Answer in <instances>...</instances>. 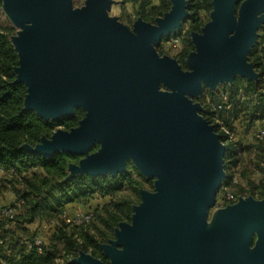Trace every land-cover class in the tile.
<instances>
[{
    "label": "water",
    "instance_id": "obj_1",
    "mask_svg": "<svg viewBox=\"0 0 264 264\" xmlns=\"http://www.w3.org/2000/svg\"><path fill=\"white\" fill-rule=\"evenodd\" d=\"M8 1L12 24L29 25L23 41L12 42L17 80L28 87L26 108L48 119L88 108L75 134L57 129L30 150L82 155L70 177L115 175L128 156L146 176L163 175L156 194L141 192L138 217L119 235L122 249L106 252L111 264H264V236L247 253L252 231L264 225V205L239 204L229 235L201 231L224 179L225 146L193 101L203 83L214 89L236 75L259 80L248 54L264 24V0H213L214 22L199 35L187 70L155 46L187 20L188 0H171L153 23L137 18L132 27L109 15L114 0H89L77 10L67 0ZM95 139L104 152L95 162L83 159ZM73 261L98 263L82 251Z\"/></svg>",
    "mask_w": 264,
    "mask_h": 264
},
{
    "label": "trees",
    "instance_id": "obj_2",
    "mask_svg": "<svg viewBox=\"0 0 264 264\" xmlns=\"http://www.w3.org/2000/svg\"><path fill=\"white\" fill-rule=\"evenodd\" d=\"M126 1H140L134 16L151 23L171 8V0ZM188 1V24H183L172 36L163 37L159 44L161 46L173 37L182 38L183 48L177 56L182 68H187L185 59L195 48L191 33L201 30L213 8V0ZM121 19L131 26L133 19L130 15L124 13ZM13 33L14 28L0 17V169L4 171L2 181L5 183V186H0V196L8 187L24 200V210L18 217V228L25 234L29 227L35 225L32 236L43 228L46 246L42 253L26 251L19 240L12 239L9 242L12 250L10 257L17 259L16 264H80L73 259L80 251H85L109 264L101 244L113 237L115 228L121 222H130L133 205L141 199V189L153 190L154 178L144 175L134 164H128L124 171L115 175L84 172L70 177L69 166L78 164L82 155L64 151L44 155L30 150L40 144L43 138H50L57 129L69 130L77 126L85 111L77 108L70 116L48 119L26 108L28 87L25 82L17 80L19 55L11 41ZM259 34L255 46L248 54V60L253 63L260 78L257 82L240 79L235 82V87H243L246 95L252 99L255 96V101L248 103L250 110L245 114L251 119H264V91L260 90L264 78V26L259 29ZM220 113L223 118L224 113ZM203 115L212 121L215 114L208 110ZM230 157L231 149L228 147L223 154L226 169ZM226 183L227 180L222 185ZM252 185L259 189L263 197L264 184ZM97 198H108V201L91 206L90 202ZM69 204L72 207L86 206V211L93 213L92 218L79 224L72 220L66 222L61 214ZM52 218L57 221V225L50 232L47 221ZM0 251L4 252L3 245H0Z\"/></svg>",
    "mask_w": 264,
    "mask_h": 264
},
{
    "label": "rangeland",
    "instance_id": "obj_3",
    "mask_svg": "<svg viewBox=\"0 0 264 264\" xmlns=\"http://www.w3.org/2000/svg\"><path fill=\"white\" fill-rule=\"evenodd\" d=\"M67 1H68L69 10H77V9L85 8L88 6V2H89V0H67ZM9 4L10 3L8 0H0V17L4 23L9 22V24L14 28V33L11 36V40L15 45H18L23 41L27 31V27L29 25L25 22H20V21H18L17 25L12 24V22L8 19L5 12V8L8 7ZM237 9L239 10V8ZM111 13L114 15H119L118 8L116 6L113 7ZM236 14L238 16V11L236 12ZM188 22L189 21L187 18V20L182 22V25L183 24L187 25ZM212 22H214V16L211 13H209L206 22L201 27V30L194 31L191 33V41L193 42L195 48L189 52V54L185 59V62L189 58V55L191 53H196V49H197L196 44H198L199 35H201L204 29ZM178 30H176L175 32H177ZM174 33H171V35H169L168 37L172 36ZM175 38L176 37H173L172 39L164 41L161 44V46H159V44L162 41L161 40L160 43L155 46L156 51L158 52L160 57L174 58L178 61L177 56L178 53L183 48V43L181 37H178V41L176 42L173 41V39ZM182 69L187 70L189 69V66L187 65V68H182ZM238 79L247 81V79H245L244 77L240 75H236L233 79H226L225 81H222V83H218L217 87L214 89L208 87V83H203V87L200 94L198 96L193 97V101L203 107V110L201 111L202 115L205 114V112H208V110L210 111V109H208V100H216L217 95L218 93L221 92V90L228 92L229 100L231 98L230 101L231 103L233 104L236 103L234 104L236 107H233L231 111L232 116L230 115V119H225L224 116L223 118H221L220 117V115H222L221 113L219 114L214 113L218 119L221 118L224 122L225 128L222 129L221 125L218 124V128H216L217 130L215 131L220 135V139L222 144L225 146V150L228 147H230L231 157L228 164V169L223 167L224 179L222 180L217 190L215 200L211 203V205L208 208L207 214L204 219V224L201 228L202 232H211L221 236L229 235L231 233L233 221H234L233 210L239 204L249 199L251 202H256L260 206L264 205V196L262 197L259 193L260 192L259 189L257 187L254 188L252 185L253 183L255 185H258L260 183L264 184V139H260L256 137L251 138L248 135V129L250 127H258L260 125L264 126V119L261 118L251 119L250 116H245V114H247V112L250 110V108L248 107L250 105L248 103L254 102L255 96L254 99H252L251 97L245 94L243 87H241L240 85L238 87H235V82ZM251 81L257 82L255 80H251ZM161 89L165 90L166 88L164 86H161ZM260 90L264 91V78ZM81 109L85 111V114L88 113L87 107H81ZM79 127L80 126L78 124L77 126L69 130H64V129L62 130H64L66 134L73 135L79 129ZM230 135H233V137H230ZM260 141H263V143H260ZM103 152H104L103 145L98 141V139H95L91 144L90 149L84 151L83 159H87V160L89 159L90 161L95 162L97 157L100 156ZM126 163L127 165L134 164L135 167L139 169L144 175H148L146 170L132 156L127 157ZM153 178H154L153 190H148L147 188H143L141 189L142 193L153 195L158 192L159 185L160 182L162 181L163 175L161 173H157ZM226 180L227 183L222 185V183ZM226 192L231 193L232 197L229 199L225 198L224 196ZM107 201L108 198L105 199L97 198L92 200L90 202V205L98 206L104 204ZM143 201L144 200L141 194V199L139 200V202L133 205V212L131 215L130 222H121L119 226L115 228L113 237L101 244L103 252L108 257L109 264H111V259L106 254V252L112 254L113 252L120 251L122 249L119 235L120 233H123L125 227H127L128 225L129 226L133 225V220L134 218L136 219L138 217L139 211L143 205ZM81 210L86 211V206L78 205L69 208L66 210L68 217L67 218L62 217V219L65 220L66 222H69L70 220H72L74 214ZM69 213L72 214L69 215ZM34 228H36L35 225H33V227H29V230L25 232V235L32 236L33 231L35 230ZM263 236H264V225H260L257 229L252 231L251 236L248 238V247H247L248 254H254L256 252V250L258 249L261 243ZM82 253L83 256H87L98 262V263H90V264H105L100 258L95 256L91 252L82 251ZM77 257H79V254Z\"/></svg>",
    "mask_w": 264,
    "mask_h": 264
},
{
    "label": "built area",
    "instance_id": "obj_4",
    "mask_svg": "<svg viewBox=\"0 0 264 264\" xmlns=\"http://www.w3.org/2000/svg\"><path fill=\"white\" fill-rule=\"evenodd\" d=\"M149 1V0H144ZM178 41V38L173 39ZM233 103L229 100V94L227 91L221 90L217 95L216 100H208V109L213 113H224L225 119H230L231 111L233 109ZM232 116V115H231ZM214 127L216 124H220L221 128L224 127V122L221 118H217L216 121H209ZM248 135L251 138L264 139V126L250 127L248 129ZM230 137H232L230 135ZM0 172L4 174V171L0 169ZM15 174L14 170L10 171ZM225 198L229 199L232 197L231 193L226 192ZM24 210V200L19 198L13 193L10 200H7L4 196H0V245L4 246V252L0 251V264H16V258H12V250L9 247V242L12 239L19 240L26 248V251L35 250L38 253H42L46 246L45 230H39L34 236L25 235L20 228H18V217ZM93 216L90 211H78L72 218V221L76 224L89 221ZM61 217L67 218V211L64 210ZM57 225L55 219H48L47 226L50 227L52 232ZM46 226V227H47ZM45 227V229H46ZM49 233V232H47Z\"/></svg>",
    "mask_w": 264,
    "mask_h": 264
},
{
    "label": "crops",
    "instance_id": "obj_5",
    "mask_svg": "<svg viewBox=\"0 0 264 264\" xmlns=\"http://www.w3.org/2000/svg\"><path fill=\"white\" fill-rule=\"evenodd\" d=\"M154 1L157 2V0H154ZM140 3H141L140 1L138 3H133L132 1H126V0H114V3L111 5L110 10L108 11V13H109L110 16H114V17L118 18V20L120 22H122L123 24H126L127 26L130 27V25H128L124 20L121 19V15L124 14V13L130 15L131 18L133 19V21L131 23V26H132L133 22L137 18H140V17H135L134 16L135 8H138ZM115 6L118 8L119 15H114V14L111 13L113 7H115ZM216 120H217V117H216V115H214L212 121H216ZM216 127H218V124H216ZM231 136L233 137V135H231ZM2 176H3V174L0 172V186H2V185L5 186L4 185L5 183L2 181ZM13 193L14 192L10 188L5 187V190L3 191V196L7 200H10L12 198V196H13ZM66 208L67 209L72 208V205L69 204V205H67Z\"/></svg>",
    "mask_w": 264,
    "mask_h": 264
}]
</instances>
